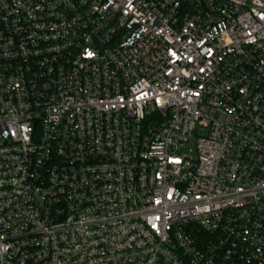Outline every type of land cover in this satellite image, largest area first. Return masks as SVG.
Listing matches in <instances>:
<instances>
[{"label": "built area", "instance_id": "built-area-1", "mask_svg": "<svg viewBox=\"0 0 264 264\" xmlns=\"http://www.w3.org/2000/svg\"><path fill=\"white\" fill-rule=\"evenodd\" d=\"M0 264H264V0H0Z\"/></svg>", "mask_w": 264, "mask_h": 264}, {"label": "rangeland", "instance_id": "rangeland-1", "mask_svg": "<svg viewBox=\"0 0 264 264\" xmlns=\"http://www.w3.org/2000/svg\"><path fill=\"white\" fill-rule=\"evenodd\" d=\"M191 149H193L192 147H189L188 149H187V151H189V150H191Z\"/></svg>", "mask_w": 264, "mask_h": 264}]
</instances>
